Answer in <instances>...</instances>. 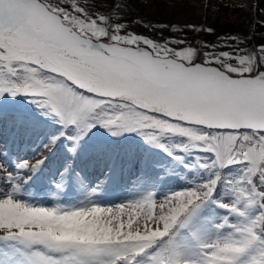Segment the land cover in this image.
<instances>
[{"label": "snow or ice", "instance_id": "1", "mask_svg": "<svg viewBox=\"0 0 264 264\" xmlns=\"http://www.w3.org/2000/svg\"><path fill=\"white\" fill-rule=\"evenodd\" d=\"M124 19L90 0H0V140L39 141L28 159L0 148V264H264V43L220 37L201 53L186 38L129 31ZM17 96L28 107L3 103ZM129 136L177 162L189 148L208 154L181 162L205 178L163 198L99 203L116 167L137 159L135 144L115 143ZM58 144L69 158L37 196L29 181ZM86 146L89 163L105 167L92 186L74 165ZM70 184L79 194L65 202ZM213 207L222 214L206 216ZM67 224L80 225L75 235Z\"/></svg>", "mask_w": 264, "mask_h": 264}, {"label": "rangeland", "instance_id": "2", "mask_svg": "<svg viewBox=\"0 0 264 264\" xmlns=\"http://www.w3.org/2000/svg\"><path fill=\"white\" fill-rule=\"evenodd\" d=\"M92 2L102 4L105 12L113 11L116 12V15L123 16L125 19L120 22L130 24V27L128 28L129 31L149 35L158 40L170 36L186 38L189 44L197 47L201 53L209 50L203 47L205 43H224V41L220 40V37L237 36L240 40L246 41L245 44L231 42L234 47L239 46L252 48L260 43H264V26H262L264 25V0H90V3ZM116 3H121V9L118 11L112 8V5ZM137 21L150 24H175L180 28H185L190 24L196 26L197 28L214 29V33L209 34L207 31L193 32L191 30L177 33H173L169 30L149 31L141 26V24L137 23ZM219 50L231 51L232 49H216V51ZM10 101H13V103L17 106L25 105L28 107V101L24 96H17L15 98L8 97L3 101V103L9 104ZM48 124L51 123L46 124L45 130L54 131L55 125L51 124V126H48ZM96 135L97 137H104L108 140L111 139L106 136V133H104L103 130H100ZM7 140L6 135L5 140H3L1 144H6ZM120 140L125 141V144H135L138 146L139 149L137 156L139 157H137L134 163L125 165L130 169L134 168L132 171L133 176H129L128 178L122 176L124 169L117 171V175H120L122 178H127L122 179L121 182L125 184L126 189L130 190L128 191V194L126 195L121 193L125 196L118 197L117 199V197H111L108 192L107 198L109 201H107L106 204H120L121 202L126 203L127 200L139 199L146 195L148 193L147 190L149 188L152 189V185L156 182H162L160 185L161 193H159L157 197L163 198L168 193L188 188L190 181L197 179L203 180L205 178V173L203 171L198 172L188 170L185 166H182L181 162L191 164L194 158L197 162L200 160L206 161L209 158L208 154L199 153L193 157V152L196 151L195 149L189 148L187 151L181 150V162H177L174 161L165 151L145 144L139 137L129 136L121 138ZM27 143L28 141L24 142V144ZM179 143L180 141H176L177 147L179 146ZM17 146L19 147V143ZM31 146L32 144L26 146L25 148L19 147L17 150V156H14L12 160L28 159L34 156L36 153L33 151ZM150 151L158 153L161 156V160L168 166L162 165L156 169L157 172H155V169L152 168L151 165L156 166V161L150 158H145L149 161L148 165L145 166L142 163L141 155L142 152L147 153ZM61 164L62 162H59L57 163V166H60ZM79 164L81 165L82 161ZM141 164L144 166H141ZM138 166L140 171L147 170L149 166L152 168L145 176V179L141 178L142 181L139 176L134 177V173H138L136 170ZM99 168H104V165H100ZM184 171L188 172L187 175L184 174ZM226 171L232 175L236 174V171L232 168L226 169ZM139 175L143 176L142 172H140ZM221 191L222 188H218L216 190L218 196L221 194ZM46 202L50 203L51 201ZM221 214L222 210L214 207L205 211L206 216H219ZM83 223L84 222L81 221L80 225ZM80 225L67 224L66 227L71 230L72 235H75ZM93 231H95V225L87 230L89 235Z\"/></svg>", "mask_w": 264, "mask_h": 264}]
</instances>
